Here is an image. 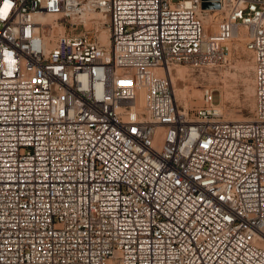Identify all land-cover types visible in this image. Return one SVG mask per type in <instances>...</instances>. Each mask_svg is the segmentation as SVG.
<instances>
[{
	"label": "built area",
	"instance_id": "1",
	"mask_svg": "<svg viewBox=\"0 0 264 264\" xmlns=\"http://www.w3.org/2000/svg\"><path fill=\"white\" fill-rule=\"evenodd\" d=\"M203 1L0 0V264H264V0ZM235 38L252 115L182 109Z\"/></svg>",
	"mask_w": 264,
	"mask_h": 264
},
{
	"label": "rangeland",
	"instance_id": "2",
	"mask_svg": "<svg viewBox=\"0 0 264 264\" xmlns=\"http://www.w3.org/2000/svg\"><path fill=\"white\" fill-rule=\"evenodd\" d=\"M222 13L220 10H211L204 15L209 32L214 31ZM229 46L225 58L213 65L201 67L178 64L172 67L176 75L175 79L171 77L172 86L182 109L200 105L203 90L209 87L225 118L243 119L252 115L255 99L251 55L238 38L229 41ZM179 68L183 71L181 74L177 73Z\"/></svg>",
	"mask_w": 264,
	"mask_h": 264
},
{
	"label": "water",
	"instance_id": "3",
	"mask_svg": "<svg viewBox=\"0 0 264 264\" xmlns=\"http://www.w3.org/2000/svg\"><path fill=\"white\" fill-rule=\"evenodd\" d=\"M203 8L215 9L220 7L219 0H204L202 3Z\"/></svg>",
	"mask_w": 264,
	"mask_h": 264
},
{
	"label": "bare ground",
	"instance_id": "4",
	"mask_svg": "<svg viewBox=\"0 0 264 264\" xmlns=\"http://www.w3.org/2000/svg\"><path fill=\"white\" fill-rule=\"evenodd\" d=\"M219 9L220 8H215L214 10H218L219 11ZM105 41H107V42H109V39H108V35H107V37L105 38ZM176 69V68H175ZM173 69H171V77H172V79H175L176 78V75H175V73L172 71ZM181 71L182 70H180V68L179 69H177V73H180L181 74ZM183 72V71H182ZM186 73V72H185ZM183 74V73H182ZM185 75V74H184ZM173 83V82H172ZM229 119V118H228Z\"/></svg>",
	"mask_w": 264,
	"mask_h": 264
}]
</instances>
